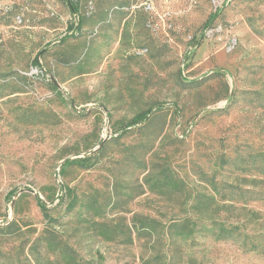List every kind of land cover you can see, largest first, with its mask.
I'll list each match as a JSON object with an SVG mask.
<instances>
[{"label": "rangeland", "instance_id": "obj_1", "mask_svg": "<svg viewBox=\"0 0 264 264\" xmlns=\"http://www.w3.org/2000/svg\"><path fill=\"white\" fill-rule=\"evenodd\" d=\"M75 1L76 14L63 0H0V249L52 229L95 264H264V246L170 228L196 218L207 180L236 186L235 199L240 184L264 190V0ZM151 171L185 190L151 192ZM247 207L264 235V199ZM221 216L235 223L240 203ZM12 221L26 233L6 241Z\"/></svg>", "mask_w": 264, "mask_h": 264}, {"label": "trees", "instance_id": "obj_2", "mask_svg": "<svg viewBox=\"0 0 264 264\" xmlns=\"http://www.w3.org/2000/svg\"><path fill=\"white\" fill-rule=\"evenodd\" d=\"M65 5H67L71 12L76 14L79 12L77 2L75 0H63ZM218 16L216 12L211 16L210 21H213ZM83 25V18L79 17L77 24L69 26L68 29L74 31L75 26L77 30H81ZM68 38L66 35L62 40L65 42ZM32 65L39 67V60L36 58ZM150 112H144L135 116L127 125V128L136 126L145 122L148 118ZM105 149V145L101 147L100 153ZM259 157V156H257ZM264 157V156H261ZM85 160H74L67 161V166H79L83 167ZM147 168V166H145ZM249 171V170H245ZM259 175L264 177V170H259L256 168ZM146 181L149 190L153 193L160 195H167L183 192L185 190L184 184H181L177 179H173L168 172L155 173L153 171L149 172L146 176ZM209 187V194H204L198 192L192 199V204L190 205L196 218L194 219H184L180 222H175L170 228L175 229L172 237L182 240H190L193 238L195 233H210L211 237L216 241H230V242H240V248L247 251L260 252L264 246V235L258 234L256 232H249V225L257 224L255 222L259 214L252 209L247 207L248 204L253 202L262 201L264 199V190H259V185L240 184V198L235 197V194L239 190L233 184H218L214 179L207 180ZM264 185V184H263ZM248 187V188H247ZM66 197H70V203L68 205L69 214L76 210L79 203L77 196H72L73 190L70 188H65ZM229 193V194H228ZM39 207L41 208L45 220L48 222L49 226L58 224L59 220L52 218L46 211V207L42 204L41 200L38 199ZM240 203V217L235 223H230L225 220L221 215L227 213L230 209L234 208V204ZM212 210V212H211ZM211 212V214H209ZM99 216V215H95ZM136 221V220H135ZM142 225V229L152 236V226L150 224H145L148 219L137 220ZM94 229L100 230V228L107 229L105 224H99L93 222L91 224ZM2 233L8 239L15 240L17 238L22 239L26 232H23L18 226L17 222L12 221L5 228H3ZM141 232V231H139ZM31 243L29 246L28 243ZM21 244L11 250L12 252H6L0 249V264H95L91 262H86L81 259V256L77 250L69 245L67 242H63L62 239L58 237V234L51 230L38 235L36 238L31 240L28 238L24 244L21 240ZM28 247V248H27ZM27 248V251H26ZM160 255H156L154 258V264H165ZM153 262V261H152ZM151 262V263H152Z\"/></svg>", "mask_w": 264, "mask_h": 264}]
</instances>
